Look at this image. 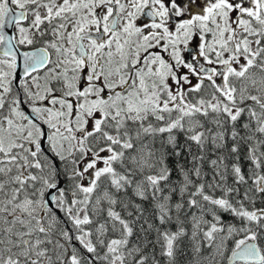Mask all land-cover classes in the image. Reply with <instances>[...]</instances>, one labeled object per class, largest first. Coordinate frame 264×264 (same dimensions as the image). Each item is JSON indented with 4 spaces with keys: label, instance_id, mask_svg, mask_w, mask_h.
<instances>
[{
    "label": "snow or ice",
    "instance_id": "obj_1",
    "mask_svg": "<svg viewBox=\"0 0 264 264\" xmlns=\"http://www.w3.org/2000/svg\"><path fill=\"white\" fill-rule=\"evenodd\" d=\"M0 264H264V0H0Z\"/></svg>",
    "mask_w": 264,
    "mask_h": 264
}]
</instances>
